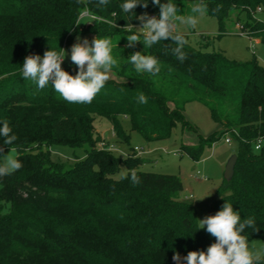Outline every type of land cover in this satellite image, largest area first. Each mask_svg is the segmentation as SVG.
Here are the masks:
<instances>
[{
	"label": "trees",
	"instance_id": "1",
	"mask_svg": "<svg viewBox=\"0 0 264 264\" xmlns=\"http://www.w3.org/2000/svg\"><path fill=\"white\" fill-rule=\"evenodd\" d=\"M123 2L0 0V121L7 120L17 137L11 146L0 137V164L9 147L22 163L0 178V264H175L176 252L184 257L206 251L216 238L199 229L196 205L181 199L180 177L140 170L150 161L146 157L100 150L94 127L97 117L106 118L118 140L128 142L127 118L131 131L146 141L164 140L177 124L192 128L185 108L194 101L209 108L220 131L197 146L183 145L182 151L198 161L205 144L227 135L236 143L234 176L217 190L209 215L228 201L242 221L254 219V228L246 227L242 235L248 241L264 239V65L256 56L237 61L207 50L214 43L207 35L195 47L177 27L173 34L187 40L183 62L172 53L170 38L147 49L142 42L126 47L127 35L143 40L141 32L128 28L138 23L136 17L145 12L159 17L160 10L152 0H140L148 7L138 5L134 16L122 12ZM169 2L180 10L187 3L206 5L207 14L218 20L217 37L229 24H243L264 44V21L256 20L264 0H161ZM84 11L98 19L77 25ZM78 33L91 35L89 42L109 38L118 62L111 71L114 79L90 104L68 103L51 83L38 90L22 77L26 56L43 57L49 47L71 51ZM137 51L158 59V74L135 70L128 57ZM64 70L73 76L78 71L71 60ZM140 93L148 103H138ZM260 138L263 144L255 149ZM62 147L73 150L72 163L52 158L50 149ZM123 167L129 174L135 169L142 183L115 178Z\"/></svg>",
	"mask_w": 264,
	"mask_h": 264
},
{
	"label": "clouds",
	"instance_id": "2",
	"mask_svg": "<svg viewBox=\"0 0 264 264\" xmlns=\"http://www.w3.org/2000/svg\"><path fill=\"white\" fill-rule=\"evenodd\" d=\"M154 5L159 6V17L149 16L146 12L138 17L142 22L143 40L136 34L127 35L128 44L126 47H134L136 43L142 42L144 48H151L153 45L168 40L175 44L171 49L172 53L180 62L186 59L183 51L187 40L181 34H173V21H179L183 25L196 28L198 17L207 14L206 5L193 7L194 15H179L177 5L173 3H161V0H152ZM108 0H98V6H107ZM148 7L147 3L140 0H124L120 5L125 14L132 13L134 9L141 5ZM218 12L219 8L213 9ZM80 23L78 22L77 25ZM58 52L49 47L43 57L37 54L25 57L22 65V77L32 81L38 90H43L51 83L55 92L68 103L90 104L96 95L105 86L110 78L109 74L113 67L117 66V60L112 55V44L109 38H94L91 42L87 38L77 37V42L71 46L70 60L78 69L75 76L62 68V63L66 57V51L62 48ZM138 73L147 72L152 75L159 73L158 59L152 55H146L139 51L132 53L129 57ZM140 104L148 103V97L140 93L137 97ZM0 137L3 144L11 146L17 140L12 134V129L7 120L0 121ZM9 151L4 155V162L0 164V178L9 176L22 168V163L15 155V149L9 147ZM0 147V153H3ZM121 179H130L136 186L142 183L135 169L121 174ZM199 229H206L207 233L216 238V242L211 244L206 251H189L186 256L181 257L176 252L172 259L175 264H259L264 258V248L250 249L247 239L242 235L246 227L254 228V219L248 217L241 220L240 213L233 209V204L226 202L222 209L215 215H208L199 220ZM198 229V230H199Z\"/></svg>",
	"mask_w": 264,
	"mask_h": 264
},
{
	"label": "rangeland",
	"instance_id": "3",
	"mask_svg": "<svg viewBox=\"0 0 264 264\" xmlns=\"http://www.w3.org/2000/svg\"><path fill=\"white\" fill-rule=\"evenodd\" d=\"M83 2L86 3L87 0H83ZM197 5V3H187V8L184 10L179 9L178 14L194 15L192 9ZM256 20L264 21V11L256 12ZM79 23L81 26L92 24L91 18L88 16H81ZM173 24L174 28L177 27L180 33L189 36L190 43L195 47H197L201 35H207L212 37L214 41L207 50L221 51L228 59L237 61H247L256 56L259 62L264 65V44L256 42L255 37L247 35L250 31L245 29L242 26L243 24H229L227 26L228 32L220 37H217L219 34L218 20L208 14L198 17V24L194 29L181 24L179 21H173ZM241 30L247 34H241ZM77 37L90 40L92 36L78 33L75 35L72 45L77 42ZM65 51L66 57L62 63L63 69L70 67L71 51L69 49H65ZM109 77L108 80L114 79V73L110 72ZM185 118L192 128L177 124L169 138L152 142L146 141L139 132L131 131L127 118H123V126L130 133L128 142L119 141L113 135L112 124L106 118L97 117L94 127L96 132L100 134V142L112 143L119 150L126 153V156L120 155L121 157L151 158L150 161L140 166V170L179 176L184 186L180 197L181 199H189L196 205L197 221L200 226L199 220L209 215L211 203L217 197V190L225 181V167L229 158L235 154L236 143L232 141L231 144H228L225 138L229 136H223L213 144H205L198 161H195L182 151V146H197L212 134L219 132L220 127L212 119L209 108L201 102L188 103L185 108ZM138 152H141V154ZM174 152H177V154H174ZM51 154L52 158L58 162L72 163L74 161L73 150L68 147L55 148ZM15 155H17L16 151ZM125 172L126 169L123 167L114 177L120 178L121 174ZM2 211L6 212L7 207L2 208ZM247 242L250 249L264 248V239L247 240Z\"/></svg>",
	"mask_w": 264,
	"mask_h": 264
},
{
	"label": "built area",
	"instance_id": "4",
	"mask_svg": "<svg viewBox=\"0 0 264 264\" xmlns=\"http://www.w3.org/2000/svg\"><path fill=\"white\" fill-rule=\"evenodd\" d=\"M257 12H262V9L259 7V8L257 9ZM148 15H149V16H155L154 14H148ZM81 16H82V17H85V16L90 17V18H91V22H93L95 19H98L96 16L90 14L88 11H84V12L81 14ZM88 25H89V24H88ZM141 27H142V22H141L140 20H138V23H137V24H135V25H133V26H129L128 28H129V29H130V28H133V29L137 30L138 32H141V33H142V29H139V28H141ZM241 34H247V33H245L244 31L241 30ZM247 35H248V34H247ZM113 135L115 136L114 131H113ZM227 136H229V135H227ZM225 141H226L228 144H231V143H232V139H231L230 136H229V137H226V138H225ZM262 144H263V138L258 139L257 142H256V144H255V149H260L261 146H262ZM98 148H99L100 150H106V151L113 152V153H115V154H117V155H119V156H120V155H123V157L126 156V153L122 152V151L119 150L114 144L109 143V142H107V141H101L100 144L98 145ZM50 150H51V152H53L52 149H50ZM164 152H165V151H164ZM138 153L141 154V152H138ZM174 154H177V152H174ZM259 264H264V263L259 262Z\"/></svg>",
	"mask_w": 264,
	"mask_h": 264
},
{
	"label": "water",
	"instance_id": "5",
	"mask_svg": "<svg viewBox=\"0 0 264 264\" xmlns=\"http://www.w3.org/2000/svg\"><path fill=\"white\" fill-rule=\"evenodd\" d=\"M236 163H237V155L234 154L229 158V160L227 161L226 167H225L224 179L226 181L232 180L234 176V172H235Z\"/></svg>",
	"mask_w": 264,
	"mask_h": 264
},
{
	"label": "crops",
	"instance_id": "6",
	"mask_svg": "<svg viewBox=\"0 0 264 264\" xmlns=\"http://www.w3.org/2000/svg\"><path fill=\"white\" fill-rule=\"evenodd\" d=\"M256 39V42H261L260 41V39H258V38H255ZM126 120V119H125ZM102 136H104V135H102ZM148 160H151V158H148V157H146Z\"/></svg>",
	"mask_w": 264,
	"mask_h": 264
}]
</instances>
